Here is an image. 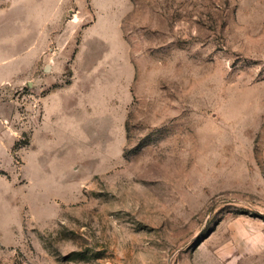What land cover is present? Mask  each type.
Segmentation results:
<instances>
[{
	"label": "rangeland",
	"instance_id": "374dc122",
	"mask_svg": "<svg viewBox=\"0 0 264 264\" xmlns=\"http://www.w3.org/2000/svg\"><path fill=\"white\" fill-rule=\"evenodd\" d=\"M0 264H264V0H0Z\"/></svg>",
	"mask_w": 264,
	"mask_h": 264
}]
</instances>
